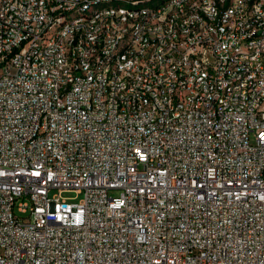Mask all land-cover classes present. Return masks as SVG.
Segmentation results:
<instances>
[{
    "label": "built area",
    "instance_id": "obj_1",
    "mask_svg": "<svg viewBox=\"0 0 264 264\" xmlns=\"http://www.w3.org/2000/svg\"><path fill=\"white\" fill-rule=\"evenodd\" d=\"M86 1L0 0V264H264V0L258 24L218 0L210 14L199 0L106 10L39 50L54 16ZM99 14L115 23L94 30ZM116 26L136 38L91 80Z\"/></svg>",
    "mask_w": 264,
    "mask_h": 264
},
{
    "label": "bare ground",
    "instance_id": "obj_2",
    "mask_svg": "<svg viewBox=\"0 0 264 264\" xmlns=\"http://www.w3.org/2000/svg\"><path fill=\"white\" fill-rule=\"evenodd\" d=\"M125 1V2H124ZM88 0L84 4L72 6L66 12H60L59 16H54L38 41L39 50H46L51 45L55 37L62 30L68 29V24H72L80 18L94 17L98 12L116 13L139 12L161 9L163 14H181V7L173 0ZM230 9L236 10V16L243 19H251V24H258V17L261 16V9H258L259 0H218V3H226ZM124 2V3H123ZM186 6H194V0H186ZM202 14H210V8L215 7V0H199ZM252 11H246V8ZM118 21H130V13H118ZM115 23L113 14H99L97 22H94V30H103V23ZM174 15H165V23H173ZM198 24L185 25V39H195ZM255 32H262V25H255ZM114 40L111 46L104 52V58L98 57V50H91V57H96V68L91 70V80H98L100 71H108V60H117L127 56V49L136 38V31L124 33V26H116L112 31ZM245 43H253V36H245ZM241 49H233L231 58H239ZM67 61H74V54H67ZM190 61L201 70L202 74H209L210 66H213V58L207 55L206 49H197L190 53ZM77 68H85V61H77ZM151 79H158V69H151ZM158 97H163V89H156V94H150L148 104H157Z\"/></svg>",
    "mask_w": 264,
    "mask_h": 264
},
{
    "label": "rangeland",
    "instance_id": "obj_3",
    "mask_svg": "<svg viewBox=\"0 0 264 264\" xmlns=\"http://www.w3.org/2000/svg\"><path fill=\"white\" fill-rule=\"evenodd\" d=\"M52 193L53 192H51L50 194H52ZM109 194L116 196V195H118V190H111L109 192ZM61 196L70 197V198L75 197L73 201H78L82 197V194L76 193L75 191L72 190V191H64V192H62Z\"/></svg>",
    "mask_w": 264,
    "mask_h": 264
},
{
    "label": "trees",
    "instance_id": "obj_4",
    "mask_svg": "<svg viewBox=\"0 0 264 264\" xmlns=\"http://www.w3.org/2000/svg\"><path fill=\"white\" fill-rule=\"evenodd\" d=\"M159 1H161V0H155V1H153V2H154V3H158ZM124 2H125V1H124ZM124 2H123V3H124Z\"/></svg>",
    "mask_w": 264,
    "mask_h": 264
}]
</instances>
